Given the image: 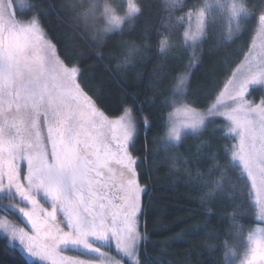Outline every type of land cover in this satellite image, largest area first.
I'll use <instances>...</instances> for the list:
<instances>
[{"label":"snow or ice","instance_id":"1","mask_svg":"<svg viewBox=\"0 0 264 264\" xmlns=\"http://www.w3.org/2000/svg\"><path fill=\"white\" fill-rule=\"evenodd\" d=\"M158 2L168 13L159 26L146 25L138 36L141 43L118 41L121 50L107 58L119 60L114 73L135 67L136 57L143 60L142 50L150 51V41L158 37L157 55H171L172 61L165 59L152 70L160 74L154 83L172 81L159 93L164 97L161 109H168L158 117L162 146L179 148L186 138L198 141L190 146L195 148L192 161L210 163L193 171L185 157L184 171L207 189L201 204L212 202L223 190L215 174L233 170L228 198L239 212L223 217L232 221V240L222 244L225 264H264V0ZM70 7L92 42L101 44L109 34L125 35V25L144 15L143 0H74ZM32 9L35 13L28 17ZM45 14L29 0H0V212L5 213L0 232L5 234V249L15 244L11 251H0L12 259L16 252L30 264H103V257L108 264H124V258L140 264L139 246L146 237L139 230V216L147 187L139 183L140 160L131 149L139 124L146 138L152 121L141 117L138 124L135 105H124L120 115L109 116L101 107L99 90L83 78V57H61L43 24ZM225 20L227 30L219 36L240 40L233 51L241 58L237 62L225 57L223 79L213 80L212 88L193 90L192 74L203 59L201 45ZM178 27L183 28L179 44L173 40ZM256 91L258 100L250 98ZM156 99L159 96L151 103ZM217 118L223 123L204 139V131ZM180 156L174 154L173 169L181 167ZM9 216L18 217L25 227ZM238 216L251 220L245 225ZM103 247L114 248L120 259ZM66 250L79 255L66 256Z\"/></svg>","mask_w":264,"mask_h":264},{"label":"trees","instance_id":"2","mask_svg":"<svg viewBox=\"0 0 264 264\" xmlns=\"http://www.w3.org/2000/svg\"><path fill=\"white\" fill-rule=\"evenodd\" d=\"M29 2L38 4L45 11L46 14L42 17L43 24L49 36L57 44L61 57L67 55L83 57L79 63V67L85 70L83 78L99 90L101 107L109 116L120 115L124 105H135L134 112L138 124L141 117H147L152 121L146 138L144 126L139 124V136L131 149L132 155L140 160L137 165L139 183L147 187V191L142 195L144 211L139 217V229L146 237L139 248L140 264H225L222 244L224 240H232V237L228 235L232 221L223 217L239 212V209L234 206V201L228 198L231 189L230 178H235V173L232 169H228L223 176L217 172L215 175L220 177L223 190L212 202L201 204L200 198L207 189L196 184L184 171L185 157L189 160L187 167L192 168L193 171L197 167L203 170L210 163V161H203L197 165L192 161L191 153L195 152V148L190 146L198 141L186 138L179 148L162 146L163 142L160 139L162 122L158 117L161 111L167 112L168 109H161L160 101L164 97L159 93L166 91L172 81L165 79L160 84L154 83L153 80L158 79L160 74L152 70L165 59L172 62L171 55L167 57L157 55L156 39L158 37H154L150 41L151 50H142L144 59L142 60L141 56L136 57L135 67L114 73L113 70L119 60L107 58L109 53H118L121 50L117 47V43L122 39L141 43L138 36L144 27L146 25L158 27L159 19L167 17L168 13L160 10L158 0H143L144 15L125 25V35L109 34L105 37L106 42L101 44L92 42L89 32L82 26V21L76 18L70 7L74 0H29ZM201 2L202 0H188L189 4ZM183 11H186V8L175 12L174 16H179ZM34 13L35 9H32L27 16L30 17ZM17 15L18 18H24L20 13ZM129 25L134 27L129 30ZM226 30L225 20L222 24L216 25L215 31H210L208 40L201 45L203 59L192 74L193 90L212 88L213 80L223 79L222 69L226 66L225 57L239 62L241 57H238L233 50L241 44V41L229 42L220 38L219 32H226ZM182 32L183 28L178 27L173 34L175 43L179 44L177 36ZM218 40L219 43H217ZM177 51V48L172 50L173 53ZM94 53H101L105 59L98 60ZM183 63H187L186 53ZM176 71H183V68H177ZM133 96L138 98L133 100ZM156 96H159V99L152 104L151 101ZM259 96L260 93L256 91L250 98L258 100ZM140 107L143 111H138ZM195 107L203 108L205 104H196ZM222 123L223 120L217 118L214 125H210L204 131L203 138L211 137L212 128ZM154 136L155 140H153ZM219 143L222 144L224 141L221 140ZM215 146L216 142L213 138V147ZM176 153L181 154L178 161L181 165L179 169L171 167ZM236 196L240 198V193H236ZM3 202L7 203L6 200ZM1 214L5 215L3 212H0ZM12 217L15 223L24 226V223L16 216H9V219L11 220ZM237 219L245 225L251 220L248 216L243 218L238 216ZM6 243V238L0 235V250L11 251L15 247V244H11L5 249ZM12 256L16 259L0 251V264H30L21 259L16 252H12ZM236 263L237 261H233V264Z\"/></svg>","mask_w":264,"mask_h":264},{"label":"rangeland","instance_id":"3","mask_svg":"<svg viewBox=\"0 0 264 264\" xmlns=\"http://www.w3.org/2000/svg\"><path fill=\"white\" fill-rule=\"evenodd\" d=\"M141 186H143V185H141ZM0 216H2V214ZM11 220H13L15 222L14 217H12ZM18 225L20 227H25V223H24V226L21 225V224H18ZM140 232H141V230H140ZM141 234H142V236H144V234L142 232H141ZM0 235L5 238V234L4 233L0 232ZM142 242H143V240H142ZM142 242H141V244H142ZM139 248H140V246H139ZM101 250L103 252L107 253L108 255L115 257L116 259H120V257L115 253L114 248H112V247H103ZM63 254L66 255V256H77V255H79V253L74 252V251H71V250H66V251L63 252ZM80 258L81 259H90L91 257H88V256H80ZM138 259H139V253H138ZM101 260H103V264H108L107 257H103V258H101ZM124 264H131V262L128 261L127 258H124ZM236 264H238V261H237Z\"/></svg>","mask_w":264,"mask_h":264}]
</instances>
